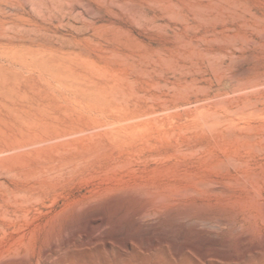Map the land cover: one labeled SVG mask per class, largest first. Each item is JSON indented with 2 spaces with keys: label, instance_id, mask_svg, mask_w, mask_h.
Instances as JSON below:
<instances>
[{
  "label": "rangeland",
  "instance_id": "1",
  "mask_svg": "<svg viewBox=\"0 0 264 264\" xmlns=\"http://www.w3.org/2000/svg\"><path fill=\"white\" fill-rule=\"evenodd\" d=\"M0 264H264V0H0Z\"/></svg>",
  "mask_w": 264,
  "mask_h": 264
}]
</instances>
